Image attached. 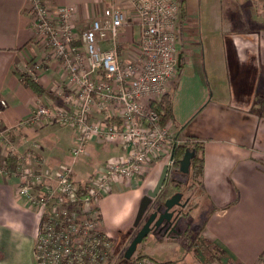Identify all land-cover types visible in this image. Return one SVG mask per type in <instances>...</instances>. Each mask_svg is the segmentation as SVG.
Instances as JSON below:
<instances>
[{"label": "crops", "instance_id": "crops-1", "mask_svg": "<svg viewBox=\"0 0 264 264\" xmlns=\"http://www.w3.org/2000/svg\"><path fill=\"white\" fill-rule=\"evenodd\" d=\"M42 1L50 16H55L60 7H73L77 29L87 27L111 2ZM195 1L186 0L189 14L194 13ZM234 1L242 5L240 0ZM30 7V0H0V99L7 102L0 114V129H10V154L17 164L52 182L56 171L72 161L73 131L53 122L14 128L39 104L65 106V96L71 92L60 61L45 56ZM235 10L236 14H246L242 24L226 18V24H205L206 31L198 22L194 28L189 27L191 31L185 37L183 31V44L178 47L183 66L171 90L172 131L183 142L191 140L203 146L198 190L204 195L201 205L208 215L203 236L223 249L232 264H264V22L255 17L264 8L239 6ZM125 31L132 35L133 42L134 27H125ZM196 33H218L216 38H203V63L200 48L190 59L184 57V45ZM125 46L135 56L134 45L126 42ZM24 72L32 75L45 93L37 95L25 87L20 81ZM112 115L107 106L93 111L99 119ZM119 152L117 144L101 139L89 142L80 162L77 159L72 163L74 179L83 182ZM5 157L0 143V163ZM158 163L145 167V173L132 181L116 182L112 191L100 198L101 225L112 238L135 236L138 225L131 223L135 205L154 187L161 171ZM84 169L88 174L81 178ZM19 185L18 177L0 175V264H36L33 247L40 216L18 195ZM126 194L134 200L132 208L126 206L123 213L113 214L115 202Z\"/></svg>", "mask_w": 264, "mask_h": 264}, {"label": "built area", "instance_id": "built-area-1", "mask_svg": "<svg viewBox=\"0 0 264 264\" xmlns=\"http://www.w3.org/2000/svg\"><path fill=\"white\" fill-rule=\"evenodd\" d=\"M30 1L36 37L64 61L67 84L75 90L65 96V106L39 104L14 128L53 122L73 131L75 145L70 151L71 163L61 166L48 182L17 162L14 169L7 167L12 149L10 129H0L6 156L0 163V175L19 178L18 195L40 216L33 247L36 264H105L114 251V241L101 225L100 198L116 182L136 179L144 165L164 156L171 172L174 152L185 143L170 132L172 120L164 122L154 107L171 92L179 74L178 0H123L138 27L137 38H133L136 54L126 61L117 52L121 30L128 26L124 7L107 4L81 31L77 43L71 24L73 7H60L50 16L42 0ZM6 105L0 99V114ZM103 106L111 107L113 115L95 118L94 109ZM95 139L119 145L120 152L77 182L72 163ZM132 264L173 263L143 255Z\"/></svg>", "mask_w": 264, "mask_h": 264}, {"label": "rangeland", "instance_id": "rangeland-1", "mask_svg": "<svg viewBox=\"0 0 264 264\" xmlns=\"http://www.w3.org/2000/svg\"><path fill=\"white\" fill-rule=\"evenodd\" d=\"M110 2V1H108ZM116 3V5H119L121 7H124L125 9V14H126V22L128 24L127 27H134V33L133 35L135 36V39L137 38V32H138V27L136 25L135 20L132 19L133 14L131 13V9L128 5L123 0H111L110 3ZM253 2V3H252ZM108 3V4H110ZM240 3L242 5H238L234 0H196L195 1V10L194 13L191 12L189 14L187 10L185 11V17L182 19V33L185 30V35L189 31L190 26L193 28L195 27V24H199L200 29L205 27V31L207 29V26H210L216 22L223 21L227 22L229 19L230 21H233V24H242L243 19L242 14H237L235 13L236 10L234 11L235 8H251L255 6H258L260 8H264V0H240ZM254 4V5H253ZM253 5V6H252ZM234 11V14L232 15V12ZM101 13V12H100ZM100 15V14H99ZM99 15L94 17L93 19L97 18ZM255 16V15H254ZM258 21L262 20L264 22V12L259 14H256L255 16ZM228 18V19H226ZM92 19L90 22L87 24V27L90 25ZM180 22V21H178ZM71 24L73 25V28L75 30L74 38L76 39V42L79 43V38L81 37V31H84L86 26H80V29H77L78 27L76 26V23L73 22V19L71 17ZM229 26V25H228ZM235 26V25H232ZM125 27L121 30V34L118 38V46H117V52L122 61H126L128 59H132V56H134L129 49V47H126L125 44L126 42L129 44H133L131 38L132 35L128 32L125 31L123 32ZM77 31V32H76ZM133 31V30H132ZM216 34H208V33H196L190 36V40L187 39L186 44L184 45V57L186 60L191 58V55L194 50L197 48H200V57H202V63L204 61V50L202 48L204 47L205 41L203 38L207 41L209 36L216 38ZM131 40V41H130ZM134 40V39H133ZM183 34H182V43L183 44ZM44 44L45 47V56L46 57H52L56 58L53 56V50L49 49L47 44H45L43 41H41ZM75 43V42H72ZM178 43L179 47L181 45ZM136 50V48H135ZM129 54L131 56H129ZM60 61L61 67L63 71L65 72V75L67 76V71H66V65L64 61L60 58H56ZM43 63L39 64L40 68L42 67ZM205 69V66H204ZM190 74V73H189ZM206 74V71H205ZM192 74H190V77ZM207 86H208V78L205 76ZM209 87V86H208ZM210 88V87H209ZM71 89L75 90V87H71ZM45 105V104H44ZM170 132L174 136L175 133L170 129ZM177 137V136H176ZM179 138V137H177ZM186 142V141H185ZM191 146V143H190ZM191 148V147H190ZM177 157V156H176ZM181 158V157H180ZM78 162H80L81 158H78ZM175 160V158H174ZM167 157H163L157 162L161 166L166 163ZM153 162L144 165V168L147 166L150 167ZM158 167V165H155V167ZM172 171L168 172L167 178L159 190L157 196L153 199L151 205L149 206L148 210L144 214L143 218L138 224L137 231L140 229L144 221L147 219V215H149V212H151L152 209H163L164 203L168 197L173 195L176 190L178 189L182 191L184 196L190 198V201L188 203V207H190L187 211V214L181 215L175 222L173 227L169 230L168 233L164 230L162 233L160 232H155V231H150L146 237L143 238L142 243L138 245L136 253L140 254L141 256L147 255V256H152L155 259H158L160 261L164 262H169L173 264H226L227 262L229 264H232L231 261H228L225 263L220 262L217 260L216 257L212 256V252H210V247H218L220 248L217 244H215L213 241L210 239L206 238L203 236L202 229L204 225L207 222V211H205V207H202V203L205 201L204 195L201 194V191L199 193L198 190H200V177L198 174H194V176L190 179V176L193 174L191 172L190 174H182L180 171H177L178 168L173 163V166L171 167ZM145 169H143V174ZM161 172V171H160ZM88 174L87 169H84L82 172L81 178H84L82 176H85ZM142 174V175H143ZM159 177V176H158ZM189 184H193L194 186L191 188ZM128 191V190H124ZM102 198V197H101ZM141 199V198H140ZM140 199L137 200L136 205H135V210L134 213L136 215V211L140 202ZM134 200L129 196H120L118 200L115 202V206L112 207V213L114 214L115 212H121L123 213V210L126 206H129L130 209L132 208ZM135 218V216H134ZM134 219L132 220L133 224ZM107 233V232H106ZM108 234V233H107ZM118 234V233H117ZM109 235V234H108ZM136 235V234H135ZM110 236V235H109ZM133 235L130 236H124L122 237H117L114 239V237L111 239L114 241V251L109 257L111 264H122V259L124 256V252L130 243ZM221 249V248H220ZM212 251V250H211ZM260 260L262 259V255H259Z\"/></svg>", "mask_w": 264, "mask_h": 264}, {"label": "trees", "instance_id": "trees-1", "mask_svg": "<svg viewBox=\"0 0 264 264\" xmlns=\"http://www.w3.org/2000/svg\"><path fill=\"white\" fill-rule=\"evenodd\" d=\"M178 4H179V12H180V18H179L180 22H178V30H177L178 39L177 40H178V43L181 44L182 43L181 42L182 41V34H183L182 33V30H183L182 29V23H183L182 19L185 17L186 0H178ZM181 46H182V44H181ZM181 60L182 61H181L180 65H178V71H180L182 66H183V56L181 57ZM20 81L25 87L30 88L37 95H42L43 93H45V90L42 87V85H40L38 83V81L32 75L28 74L27 72L20 74ZM154 107L158 111V113L161 115L162 120L164 122L169 120V119L172 120L173 114H172L171 92L163 95L160 98V100L155 103ZM190 143H191V146H190ZM186 147H191L192 149H195V156L192 158L191 165H190V171L193 172V174L190 176V179L194 176V174H198L199 177H201L202 172H203V146L199 142H196V141L192 142L191 140H186V142L184 144L180 145L174 152V158H175L174 165L176 166V168H178V160L180 159V157H182ZM15 165H16L15 156L9 154L7 157V167L9 169H14ZM191 172H189L188 174H190ZM184 175H186V174H184ZM189 186L192 188L194 185L189 184ZM133 237H132V239H133ZM141 243H139V244H141ZM138 245L136 247L135 252L133 253V255L131 256V258L129 260H126L123 256L122 264H132L136 259L141 257L140 254L136 253ZM209 249H210V252H212L211 253L212 256L216 257L218 261H220V262L225 261V263L228 261L226 253L223 249H220L218 247H210ZM105 264H111L110 259ZM226 264H229V263L227 262Z\"/></svg>", "mask_w": 264, "mask_h": 264}, {"label": "water", "instance_id": "water-1", "mask_svg": "<svg viewBox=\"0 0 264 264\" xmlns=\"http://www.w3.org/2000/svg\"><path fill=\"white\" fill-rule=\"evenodd\" d=\"M181 61V54L178 53L177 55V64L180 65ZM195 156V149L190 147H186L182 157L178 160V171L183 174H188L190 171V165L192 158ZM168 166L164 164L160 175L154 185L153 188L146 191V193L140 199L138 209L135 215V219L133 225L136 227L141 219L143 218L144 214L148 210L149 206L151 205L153 199L157 196L159 190L163 186L167 175H168ZM182 193L176 192L170 197H168L164 203L165 209L162 212H159V209H154L151 211L144 221L136 235L133 237L129 245L127 246L124 252V258L129 260L133 253L136 250V247L139 243L142 242L143 238L148 235L150 231L153 229L158 228L163 222H167L169 225L176 220V216L174 215V211L170 210L175 205L177 206H184V203H181Z\"/></svg>", "mask_w": 264, "mask_h": 264}, {"label": "flooded vegetation", "instance_id": "flooded-vegetation-1", "mask_svg": "<svg viewBox=\"0 0 264 264\" xmlns=\"http://www.w3.org/2000/svg\"><path fill=\"white\" fill-rule=\"evenodd\" d=\"M177 171H178V170H177ZM182 174H183V173H182ZM178 191H179V190L177 189L176 192H178ZM176 192H175V193H176ZM180 192L182 193V191H180ZM189 201H190V198L184 196V194L182 193L181 203H184V202H185L184 206H177V205H175L174 207H172V208L170 209V210H173V211H174V215L176 216V220H177L179 217H181V215H184V214H187V213H188L187 210H188L190 207H188L187 205H188ZM164 209H165V206L163 207V209L159 208V212L164 211ZM153 210H154V209H152L151 211H153ZM149 213H150V212H149ZM147 216H148V215H147ZM176 220H174V222H175ZM174 222L171 223V225H169L167 222H166V223L163 222L158 228L153 229L152 231L162 233V232L165 230L166 233H168L169 230L171 229V227H173Z\"/></svg>", "mask_w": 264, "mask_h": 264}]
</instances>
